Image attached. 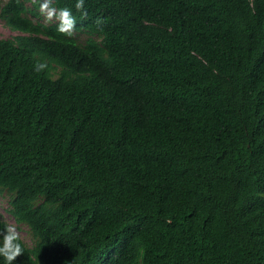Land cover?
<instances>
[{
    "label": "trees",
    "instance_id": "16d2710c",
    "mask_svg": "<svg viewBox=\"0 0 264 264\" xmlns=\"http://www.w3.org/2000/svg\"><path fill=\"white\" fill-rule=\"evenodd\" d=\"M43 2L0 0L12 264H264V0Z\"/></svg>",
    "mask_w": 264,
    "mask_h": 264
},
{
    "label": "clouds",
    "instance_id": "9594fccd",
    "mask_svg": "<svg viewBox=\"0 0 264 264\" xmlns=\"http://www.w3.org/2000/svg\"><path fill=\"white\" fill-rule=\"evenodd\" d=\"M82 3L83 0H79V3L77 4L78 9L82 7ZM40 10L42 14L46 15L48 20H51L53 16L57 15L55 9H51L49 7L48 0H44L40 6ZM59 20L60 24L58 26V31L63 34L71 35L75 21L67 9H62L59 12ZM3 236L4 242L3 246H0V256L5 258L7 264H12V262L16 260L17 257L23 254V249L18 242L19 234L15 231V228L12 225H8L3 232Z\"/></svg>",
    "mask_w": 264,
    "mask_h": 264
},
{
    "label": "rangeland",
    "instance_id": "374dc122",
    "mask_svg": "<svg viewBox=\"0 0 264 264\" xmlns=\"http://www.w3.org/2000/svg\"><path fill=\"white\" fill-rule=\"evenodd\" d=\"M51 9H55L50 7ZM40 10V8H39ZM57 15L53 16L51 20H48L46 18L45 14H42L40 10V17L44 22H53L55 20L59 19V13L55 9ZM23 32L19 30H11L6 25H4L3 21L0 19V37H9L14 38L15 36L22 34ZM74 34L76 35L77 39L79 41H83L84 37L86 36V33L84 31H74ZM9 199H10V193L7 190H1L0 191V217L6 221L8 225H12L15 228V231L21 236V238L24 239V241L28 244H32V238L29 233L28 226L25 223L17 222L13 218V216L9 213Z\"/></svg>",
    "mask_w": 264,
    "mask_h": 264
}]
</instances>
